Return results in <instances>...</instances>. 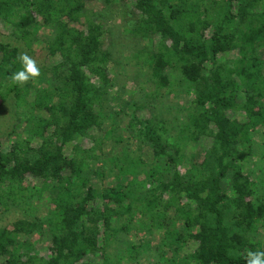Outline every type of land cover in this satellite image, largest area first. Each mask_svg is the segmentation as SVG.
Returning <instances> with one entry per match:
<instances>
[{
    "label": "trees",
    "instance_id": "trees-1",
    "mask_svg": "<svg viewBox=\"0 0 264 264\" xmlns=\"http://www.w3.org/2000/svg\"><path fill=\"white\" fill-rule=\"evenodd\" d=\"M0 33L18 44L0 42V212H22L0 264L264 251V0H0ZM131 45L144 88L119 101L108 66ZM24 50L41 75L21 86Z\"/></svg>",
    "mask_w": 264,
    "mask_h": 264
},
{
    "label": "rangeland",
    "instance_id": "rangeland-1",
    "mask_svg": "<svg viewBox=\"0 0 264 264\" xmlns=\"http://www.w3.org/2000/svg\"><path fill=\"white\" fill-rule=\"evenodd\" d=\"M123 24L118 21L117 24H115L116 29L113 30L114 28H112V30H107L108 32L112 31L111 34L116 35L117 32H122L123 29L121 28ZM109 33L105 34L104 37V45H108L109 42H111L113 40V37H111ZM0 42L2 43H6L9 44L13 47L18 46V44H16V42L12 39H8V37L3 36L0 33ZM21 46V45H20ZM23 48V46H21ZM24 49V48H23ZM129 50H133V51H128V52H122L121 49H117L115 50V54H113V57L115 58V61L117 60L118 62H121V66L119 67L120 69L118 70L116 64H109V68L112 69V73H114L115 75V79H116V83L118 84V91H115L114 95L116 98H118L119 101H121L122 99H130L132 97H134L135 100H137L139 98V96L141 97V91H143L144 88V83H143V79H141V74L138 73L136 71L135 65H136V60H130V61H134L131 62L132 65V69L128 68L127 66L125 67V63L126 61L128 62L129 59V54L136 52L137 54H139L141 52V47L133 49L132 45L131 47L128 48ZM122 52L123 54L121 55L122 57H120V55H117L118 52ZM22 51H20L21 53ZM24 52H27L24 50ZM29 54V52H27ZM34 59H36L37 64L40 61V57L41 56H37L36 54L31 55ZM124 55V57H123ZM128 57V59H126ZM122 95V96H121ZM154 102V99H151ZM12 103V102H11ZM10 102L6 103L4 107L1 108L0 110V136H3L5 134H7L11 129L12 126L14 125V123L16 122V117L14 116V109H12V104ZM133 104V103H132ZM112 124V123H111ZM135 183L137 184L138 182L135 181ZM22 192L24 193V191L22 190ZM33 213L35 214V212L33 211ZM42 209L41 211H39V213L35 214L36 217H39L42 214ZM20 217H22V212H21V208L19 207H11L8 210H1L0 212V228L5 226L6 224H9L17 219H19Z\"/></svg>",
    "mask_w": 264,
    "mask_h": 264
},
{
    "label": "clouds",
    "instance_id": "clouds-1",
    "mask_svg": "<svg viewBox=\"0 0 264 264\" xmlns=\"http://www.w3.org/2000/svg\"><path fill=\"white\" fill-rule=\"evenodd\" d=\"M17 59L21 63V68L10 76V80L13 84L22 86L28 83L29 80H35L41 75V69L36 59L27 52L22 51ZM245 264H264V251L249 250L247 252Z\"/></svg>",
    "mask_w": 264,
    "mask_h": 264
}]
</instances>
